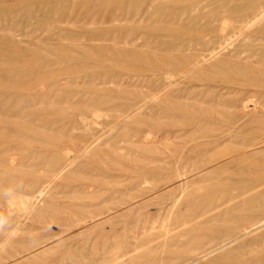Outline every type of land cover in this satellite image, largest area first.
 Wrapping results in <instances>:
<instances>
[{
	"label": "rangeland",
	"instance_id": "rangeland-1",
	"mask_svg": "<svg viewBox=\"0 0 264 264\" xmlns=\"http://www.w3.org/2000/svg\"><path fill=\"white\" fill-rule=\"evenodd\" d=\"M0 264H264V0H0Z\"/></svg>",
	"mask_w": 264,
	"mask_h": 264
},
{
	"label": "bare ground",
	"instance_id": "bare-ground-1",
	"mask_svg": "<svg viewBox=\"0 0 264 264\" xmlns=\"http://www.w3.org/2000/svg\"><path fill=\"white\" fill-rule=\"evenodd\" d=\"M216 55V54H215Z\"/></svg>",
	"mask_w": 264,
	"mask_h": 264
}]
</instances>
